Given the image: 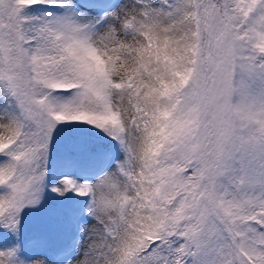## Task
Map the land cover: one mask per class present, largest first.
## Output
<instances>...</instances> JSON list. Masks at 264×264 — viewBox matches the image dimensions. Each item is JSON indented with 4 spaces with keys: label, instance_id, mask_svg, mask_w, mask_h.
<instances>
[{
    "label": "snow or ice",
    "instance_id": "1",
    "mask_svg": "<svg viewBox=\"0 0 264 264\" xmlns=\"http://www.w3.org/2000/svg\"><path fill=\"white\" fill-rule=\"evenodd\" d=\"M0 264H264V0H0Z\"/></svg>",
    "mask_w": 264,
    "mask_h": 264
},
{
    "label": "trees",
    "instance_id": "2",
    "mask_svg": "<svg viewBox=\"0 0 264 264\" xmlns=\"http://www.w3.org/2000/svg\"><path fill=\"white\" fill-rule=\"evenodd\" d=\"M36 222H37V220H34V219L28 220V218H26V220H25V238H27L31 234L32 229H33ZM10 240H11V237L8 234L4 233L2 236V242L8 243Z\"/></svg>",
    "mask_w": 264,
    "mask_h": 264
},
{
    "label": "rangeland",
    "instance_id": "3",
    "mask_svg": "<svg viewBox=\"0 0 264 264\" xmlns=\"http://www.w3.org/2000/svg\"><path fill=\"white\" fill-rule=\"evenodd\" d=\"M41 214H42V213H38V214L35 215V217H33V218H28V220H31V219L37 220Z\"/></svg>",
    "mask_w": 264,
    "mask_h": 264
}]
</instances>
